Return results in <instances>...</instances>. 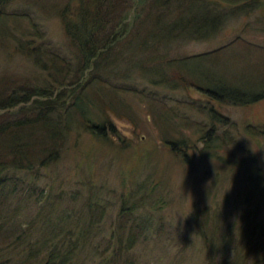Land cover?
<instances>
[{"label":"rangeland","instance_id":"rangeland-1","mask_svg":"<svg viewBox=\"0 0 264 264\" xmlns=\"http://www.w3.org/2000/svg\"><path fill=\"white\" fill-rule=\"evenodd\" d=\"M68 1L0 3V16L5 15L0 19V76L20 83L24 78L33 82L39 74L31 59L16 50L18 39L35 46L41 43L71 61L76 51L57 16ZM121 1L127 7L124 13L132 8L134 0ZM259 17H264V7L251 16L230 20L212 39H179L160 50L168 59L224 51L221 57L227 63L240 60L230 72L252 80L254 68L264 66V25L256 21ZM247 23L249 28L244 27ZM115 84L134 89L120 91L119 97L132 106L137 125L110 114L128 146L120 149L90 133H73L60 160L43 173L8 174L10 186L4 189L8 197L2 202L14 212L17 234L25 232L35 241L43 233L40 225L56 224L60 231L73 233V239L92 218V237L86 243L80 240L75 264H209L211 254H216L212 260L218 264L223 238L230 234L236 241L243 218L247 221L262 205L257 222L264 219V134L247 132L248 126L264 130V99L234 105L193 88L170 89L140 79ZM204 106L230 122L217 125L211 134L216 139L207 148L200 139L211 127L207 114L200 112ZM160 120L166 125H160ZM180 137L188 147L175 146L185 152L187 163L165 143V138ZM257 170L261 179H256ZM120 233L123 243L130 235L137 242L118 252L113 261ZM257 239L256 232L251 248ZM261 248L262 254H257L263 259L255 254L246 264H264V240Z\"/></svg>","mask_w":264,"mask_h":264},{"label":"trees","instance_id":"trees-1","mask_svg":"<svg viewBox=\"0 0 264 264\" xmlns=\"http://www.w3.org/2000/svg\"><path fill=\"white\" fill-rule=\"evenodd\" d=\"M3 2L5 0H0L1 4ZM263 2L150 0L147 3V0H134L132 8L124 13L127 7H123L121 0H69L57 16L70 46L76 51L70 62L41 43L35 46L26 39H18L16 50L31 59L39 74L34 76L35 83L27 78L19 83L18 79L0 76V264H75V248L80 240L90 241L92 218L88 223L83 221L84 230L73 239V233L60 231L56 224H45L40 225L41 236L31 241L25 232L17 234L19 225L14 212L8 210L2 200L8 197L4 194V189L10 186L7 185L8 174L43 173L60 160L73 133H90L120 149L128 146L110 114L137 125L132 106L119 97L120 91L134 89L126 88L129 84L122 89L114 85L116 81L140 79L170 89L193 88L211 99L234 105L264 99L262 65L254 68L256 76L249 80L243 73L230 72L236 70V62L240 60L229 58L233 63H227L221 57L224 51L168 59L160 50L179 39H212L230 20L251 16L263 8ZM1 18L3 20L5 15ZM263 19L259 17L256 21L264 25ZM244 27L250 26L247 23ZM35 32L41 39L42 33ZM200 112L207 114L211 123L210 129L200 137L207 148L216 139L212 131L216 132L217 125L230 122L212 108L204 106ZM160 125L166 123L160 120ZM170 127L174 130L173 124ZM247 132L250 136L264 134L263 129L250 126ZM165 143H170V150L183 156L187 163L185 152L181 153L175 146L187 148L185 138H165ZM255 172L256 179H261L260 170ZM261 206L257 207L254 220L253 216L247 221L242 219L236 241L230 234L223 238L218 264H246L255 254L263 259L259 255L263 251L264 219L257 222ZM201 232L208 241L206 231ZM256 232L258 239L251 248L250 240ZM122 235L117 238L119 250L112 252L113 261L118 252L130 249L137 242L134 235H130L123 243ZM208 245L213 247L212 242ZM213 255L216 256H209V264H215Z\"/></svg>","mask_w":264,"mask_h":264},{"label":"bare ground","instance_id":"bare-ground-1","mask_svg":"<svg viewBox=\"0 0 264 264\" xmlns=\"http://www.w3.org/2000/svg\"><path fill=\"white\" fill-rule=\"evenodd\" d=\"M232 44V43H231ZM227 45V44H226ZM232 48V47H231Z\"/></svg>","mask_w":264,"mask_h":264}]
</instances>
